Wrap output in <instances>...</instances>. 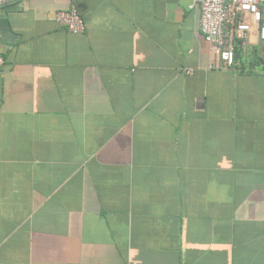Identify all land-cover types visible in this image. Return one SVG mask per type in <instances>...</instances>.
<instances>
[{"label": "crops", "instance_id": "obj_1", "mask_svg": "<svg viewBox=\"0 0 264 264\" xmlns=\"http://www.w3.org/2000/svg\"><path fill=\"white\" fill-rule=\"evenodd\" d=\"M72 8L84 33L56 21ZM199 16L195 0L1 10L0 264H264V50L255 32L220 68Z\"/></svg>", "mask_w": 264, "mask_h": 264}, {"label": "built area", "instance_id": "obj_2", "mask_svg": "<svg viewBox=\"0 0 264 264\" xmlns=\"http://www.w3.org/2000/svg\"><path fill=\"white\" fill-rule=\"evenodd\" d=\"M20 0H0V12ZM200 8L199 29L204 40L218 54L219 67L236 69V50H247L256 32V41L264 50V0H195ZM57 23L74 34L84 33L86 25L75 8L60 11ZM5 59L0 54V69ZM187 74L193 70L188 69Z\"/></svg>", "mask_w": 264, "mask_h": 264}, {"label": "trees", "instance_id": "obj_3", "mask_svg": "<svg viewBox=\"0 0 264 264\" xmlns=\"http://www.w3.org/2000/svg\"><path fill=\"white\" fill-rule=\"evenodd\" d=\"M262 50H263V48H262ZM243 52H244V50L242 49V48H240V47H237V50H236V63H237V67L239 66V64H238V60L240 59V58H242V56H243ZM248 56H250L249 57V60H250V58H251V60H252V62L254 63V61L255 60H259V59H261V58H259V56H258V50H257V48H255V52L252 54V55H248ZM248 60V61H249ZM244 64V63H243ZM243 64H241V65H243ZM240 65V66H241Z\"/></svg>", "mask_w": 264, "mask_h": 264}]
</instances>
